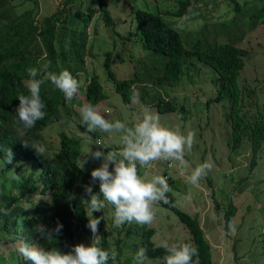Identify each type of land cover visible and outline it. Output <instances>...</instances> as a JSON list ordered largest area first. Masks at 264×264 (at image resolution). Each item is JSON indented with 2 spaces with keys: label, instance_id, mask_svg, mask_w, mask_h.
Listing matches in <instances>:
<instances>
[{
  "label": "rangeland",
  "instance_id": "374dc122",
  "mask_svg": "<svg viewBox=\"0 0 264 264\" xmlns=\"http://www.w3.org/2000/svg\"><path fill=\"white\" fill-rule=\"evenodd\" d=\"M9 0L12 11L23 14L28 9H34L40 20L51 15L60 9H64L66 0ZM105 1V0H104ZM112 12L115 25L110 27L105 24L100 12L94 14L90 20V12L99 9L100 0H75L73 6L69 5L61 15L66 19L64 25L72 33L77 30L76 37L79 42L80 52L87 50L86 71L80 72L78 80L82 78L78 95L68 100L69 110L61 107L56 119L42 132L43 138L33 143L51 161L55 159V152L60 146V134L65 131L73 137L82 140V155L79 159L80 165L89 172L98 167L101 161L93 160L84 154L95 144L89 146V138L104 139L113 148L119 145V138L113 134L109 139L106 134L97 130L94 133L86 131L79 123V107L86 103L87 78L97 74L103 85L107 98L102 100L97 108L101 110L105 118L109 120L119 119L127 125L138 120L141 110L147 106L155 112L160 122L171 128L179 129L182 133H194L191 148L186 150L185 160L187 167L181 168L176 161H153L146 167L148 170L138 168L139 173L146 174V178L152 175H164L168 179L170 193L176 197L175 205L186 211L188 214L197 216L205 230L206 237L211 244L213 264H236V258L243 260L246 264H264V142L258 151L253 150L251 141L244 139L241 147L233 148L231 137V121L229 119L230 100L213 102L208 104L207 100L217 95L218 87L213 82L217 76L215 70L197 59H191L188 67L185 66L184 74L177 84L165 82L160 85L158 78L164 71L168 58L164 55L146 50L139 35L136 11L144 9L152 12H167L177 10L181 0H106ZM208 12H203L209 20L218 19L219 26L223 32H230L233 36L239 37L238 44L247 47L250 54L246 58V64L240 76L242 86L249 93L252 88L255 93H249L245 99L246 111L252 115H258V105L264 112V24L244 28L243 35H238V28L235 25L237 20L231 18L228 0H202ZM241 1V0H238ZM258 0L259 9L254 16L264 17L262 3ZM203 4H193L194 10L203 7ZM219 4V5H218ZM224 6V8H222ZM235 10V8H234ZM236 11V10H235ZM167 21L174 26L184 22L183 29L179 30L187 46L195 41H202L204 44H212L214 40L223 41V36L210 33L214 27L207 23L203 15H196L188 18L177 17L172 14H163ZM202 19L203 24L195 26L192 20ZM62 21V20H61ZM190 22V23H188ZM223 24V25H222ZM87 28V29H86ZM89 34L83 46V38ZM226 34L227 37L230 35ZM70 37L63 35L62 41L69 47ZM65 43V44H66ZM85 50V51H86ZM108 52H113L112 69L119 80L134 78L146 79L147 75H154L153 88L149 90L142 100V90L139 84L136 85L137 95L129 107L119 93L116 92L115 84L108 75L105 68V59ZM192 63V64H191ZM89 73L88 75H86ZM137 83V82H136ZM135 83V84H136ZM159 86V89L158 88ZM158 92V95H157ZM251 94V96H250ZM157 95V96H156ZM84 96V100H83ZM166 97L177 102L178 111L161 112L154 105L155 99ZM258 100V102H256ZM147 105H145V103ZM149 104V105H148ZM184 106L183 111L180 108ZM185 113V116L182 113ZM104 151H107L104 149ZM45 156V157H46ZM207 161L213 171L211 174L203 175L198 185H190L185 182V177L196 164ZM23 170L29 166L21 162ZM111 169V165H110ZM140 169V170H139ZM14 172V171H13ZM11 174L7 182L13 185L21 178L22 173ZM211 180V181H210ZM10 186V185H8ZM94 188L99 193V182H93ZM47 199L49 195L45 196ZM190 197V199L188 198ZM34 200H39L41 195L33 194ZM232 202L237 209L236 215L231 223L235 226V235H227L225 214L226 203ZM155 216L148 225H137L135 222L114 226L112 223L113 207L106 204L103 210L98 211L101 217L97 226V234H105L111 241V249L117 252V239L126 235L129 228H132L134 236L125 237L128 245L125 249V256H128L130 264H134L133 258L137 247H140L141 237L136 236V231H143L145 228H155L157 231L153 240L157 245L161 242L174 243L177 240L192 241V235L179 219L178 215L170 208L162 204L154 206ZM91 215V213H90ZM96 216L95 213H93ZM92 234H81L83 243H90ZM18 245V244H17ZM17 245L9 239L0 240V251L9 256L14 251V261H7L8 264H21L19 255L15 251ZM132 256V257H131ZM21 258V257H20ZM160 257H148L147 264H159ZM114 264H127L125 261L119 263L115 259Z\"/></svg>",
  "mask_w": 264,
  "mask_h": 264
},
{
  "label": "trees",
  "instance_id": "16d2710c",
  "mask_svg": "<svg viewBox=\"0 0 264 264\" xmlns=\"http://www.w3.org/2000/svg\"><path fill=\"white\" fill-rule=\"evenodd\" d=\"M35 3L37 4L36 0ZM199 3L203 4V1L181 0L177 10L164 13L181 18H185L187 15H189L188 18L203 15L206 22L214 27L210 33L223 36L225 38L223 41L216 39L212 44H204L199 40L191 46H187L183 34L179 30V28L183 29L184 20L179 23L178 28L166 20L163 12L144 9L136 11L140 38L146 50L168 58L164 71L157 80L160 85L165 82L177 84L184 74L185 66L191 59H197L212 67L217 73L213 82L218 87V93L215 97L208 99L207 103L210 105L212 102L229 99L233 148L241 147L243 140L248 139L256 152L264 142V112L259 105L258 115H252L246 111L245 99L249 93L256 94V91L252 88L249 93H246V88L240 81L250 50L238 44L240 38L236 35L233 36L229 32L230 35L227 37L226 34L229 33L223 32L219 26L220 18L215 17V20L207 18L203 12H208L205 10L208 5L203 4V7L194 10L192 5ZM261 3L262 12H264V2L261 1ZM73 4H75V0H66L64 9L44 16L40 20L33 8L24 11L23 14H18L11 10L9 0H0V207L5 208L7 212V214L0 213V240L9 239L17 245L21 240L27 239L46 247L59 248L64 252L69 251L73 245L83 242L81 234H91L86 227L88 217L85 213V204L89 194L85 192L84 186L91 184L93 193H96L97 190L93 186L91 172L80 166L79 159L82 155V140L80 138L73 137L65 131L61 132L60 146L55 152L53 161L48 160L33 143L42 140V132L55 121L61 107L66 110L71 107L69 108L68 100L64 98L63 94L51 83L46 82L41 86L40 91L41 98L46 105L44 119L38 120L33 128L26 130L14 125V115L19 103L16 95L18 93L27 94L25 83L28 67L39 69L40 65L47 63L51 71L58 72L66 69L75 77L80 72L86 71L87 50L85 48L86 51L80 52L75 33L77 30L71 33L70 29L64 25L66 19L61 18L67 7L73 6ZM228 5L229 15L233 20L238 21L235 23L239 29L238 35L242 36L246 27L250 26L254 29L260 21L264 24V17L256 18L254 16L255 11L259 9L258 0H228ZM97 12L101 13L107 26L115 25L106 0H100L99 9H94L89 13V21ZM192 22L195 26L199 25V29L202 30L200 27L204 23L202 19H194ZM65 34L71 38L69 47L65 41H62ZM112 59L113 52H108L104 65L110 79L115 84L116 92L121 95L123 101L126 103L132 101L130 97L133 94L137 95L135 87L139 82L144 85L141 86V90L142 99L145 100L144 96L149 91L146 87L153 88L154 75H147L146 79L142 80L136 74L134 78L119 80L112 69ZM84 79L87 80L86 86H84L86 101L97 106L99 102L107 98L100 78L94 74L90 77L85 76ZM176 104V101L165 98L154 101V105L161 112L177 110ZM7 149H11L13 154L11 161L4 159V152ZM21 162H26L29 166L23 170ZM15 172H21L22 176L13 185L7 180ZM33 194H39L41 198L34 200ZM46 195H49L48 199L45 197ZM167 196L169 203L162 205L172 209L180 221L188 227L192 235V241L188 243L199 253L198 264H213L211 244L199 218L176 206V197L172 193L169 192ZM226 205L225 219L226 223H229L236 215L237 209L232 205V202H228ZM94 213L96 216H100L98 211ZM57 222H60L63 227L59 234L54 233L55 238H53L52 244L41 239L39 234L34 231V227L38 223H42L48 228H54ZM99 224L101 227V220ZM155 233V228L136 231V236L141 237L140 247L147 248L148 257L151 258H158L163 254V249L153 240ZM128 236H134L132 228L127 230L123 238L117 239L116 253L111 249V241L107 236L105 234L100 236L101 246L113 255L109 264H114L115 259L119 263L123 261L127 264L131 263L128 256H125V249L128 245L125 237ZM14 255V251L9 256L0 251V264L14 261ZM20 259L21 264H31L30 261L19 256ZM239 259V257L236 258V264H246L242 259Z\"/></svg>",
  "mask_w": 264,
  "mask_h": 264
},
{
  "label": "clouds",
  "instance_id": "9594fccd",
  "mask_svg": "<svg viewBox=\"0 0 264 264\" xmlns=\"http://www.w3.org/2000/svg\"><path fill=\"white\" fill-rule=\"evenodd\" d=\"M85 34L82 41L83 46H87V42L85 43L87 35L89 37L87 30ZM68 40L71 41V38ZM26 72L27 94L18 93L16 95L19 103L15 109L14 125L27 130L33 128L36 122L44 119L46 115V105L40 95L42 85L46 82L51 83L66 100H70L78 95L82 78L78 80L79 75L75 77L66 69L58 72L51 71L47 63L40 65L39 69L28 67ZM140 85L142 84L140 83L139 87ZM130 99L132 100L130 103H124L132 107L135 94ZM176 105L179 108L178 104ZM183 109L184 106L180 108V112ZM78 114L79 123L87 132L94 133L99 130L109 139L113 134L119 138V145L116 149L104 139L89 138V146L95 144L97 147L95 150L90 147L84 154L93 160L101 161L99 166L93 168L90 173L91 180L99 182L98 195L92 192L91 184L84 186L85 192L89 194L86 199L85 213L88 217L86 227L92 234L91 240L88 244L77 243L69 251L64 252L56 247H46L43 244L23 239L18 243L15 251L31 264H109L113 255L101 246L97 234V226L101 217L94 216L93 213L103 210L106 204H110L113 207L112 223L114 226L133 222L146 226L154 219V206L169 203L167 194L170 187L166 176L152 175L146 178V174L139 173L138 168L147 172L146 167L153 161H176L181 168L187 167L185 153L191 148L194 133L189 131L185 134L179 129L163 125L159 116L147 106L141 110L140 118L130 126L119 119L105 118L97 106L87 101L79 107ZM183 115L185 116V113ZM12 155L11 149H7L4 152L5 161H11ZM86 162L85 159L80 166L83 167ZM212 171L207 161L198 163L187 174L185 182L194 186L198 185L200 178L211 174ZM0 213L7 214L6 209L0 207ZM62 227L60 222H57L54 228L38 223L34 231L41 239L52 244L55 238L54 233L59 234ZM235 232V226L229 222L226 234L235 235ZM159 247L163 249L159 264H198V251L184 240H177L174 243L161 242ZM147 259L148 249L137 247L133 257L134 264H147Z\"/></svg>",
  "mask_w": 264,
  "mask_h": 264
}]
</instances>
